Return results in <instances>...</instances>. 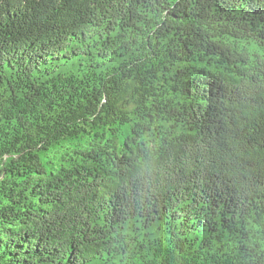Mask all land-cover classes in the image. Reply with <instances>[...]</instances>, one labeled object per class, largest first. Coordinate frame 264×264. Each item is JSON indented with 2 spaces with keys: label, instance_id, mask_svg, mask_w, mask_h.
<instances>
[{
  "label": "trees",
  "instance_id": "16d2710c",
  "mask_svg": "<svg viewBox=\"0 0 264 264\" xmlns=\"http://www.w3.org/2000/svg\"><path fill=\"white\" fill-rule=\"evenodd\" d=\"M0 264H264V0H0Z\"/></svg>",
  "mask_w": 264,
  "mask_h": 264
}]
</instances>
